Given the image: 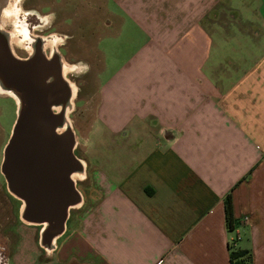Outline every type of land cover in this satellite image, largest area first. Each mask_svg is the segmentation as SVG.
I'll use <instances>...</instances> for the list:
<instances>
[{
	"label": "crops",
	"instance_id": "0c3cea01",
	"mask_svg": "<svg viewBox=\"0 0 264 264\" xmlns=\"http://www.w3.org/2000/svg\"><path fill=\"white\" fill-rule=\"evenodd\" d=\"M105 3L124 42L112 69L99 48L89 182L46 264H264V0Z\"/></svg>",
	"mask_w": 264,
	"mask_h": 264
},
{
	"label": "water",
	"instance_id": "95a60500",
	"mask_svg": "<svg viewBox=\"0 0 264 264\" xmlns=\"http://www.w3.org/2000/svg\"><path fill=\"white\" fill-rule=\"evenodd\" d=\"M0 51V58L12 68L7 74L0 72V81L17 104L0 172L8 191L21 201L20 219L40 226V245L51 249L65 229L69 210L81 202L72 175L85 172L74 154L75 136L67 121V93L71 88L57 52L49 63L41 53L19 59L3 34ZM46 66L53 71L46 74L42 71ZM47 76L53 80L46 87L43 83Z\"/></svg>",
	"mask_w": 264,
	"mask_h": 264
},
{
	"label": "rangeland",
	"instance_id": "374dc122",
	"mask_svg": "<svg viewBox=\"0 0 264 264\" xmlns=\"http://www.w3.org/2000/svg\"><path fill=\"white\" fill-rule=\"evenodd\" d=\"M105 1L25 0L23 3V0H20L16 3L21 11L20 15L18 18L13 17V21L10 20V33L16 28L22 34L20 24L25 25L24 23L31 21L34 27L31 32L41 34L44 38L50 35L49 40H56L53 48L58 51L62 63L72 66L70 73L65 76L67 78L72 76L75 97L78 96L72 100L74 104L72 103V112L67 113V121L74 132L76 141L74 154L79 159L84 155L83 139L93 120L100 79L107 76V71L104 70L101 73L105 54L102 57L99 48H105V63L108 64L109 69H112L109 66L110 55L118 45L124 42L122 40L114 41L109 36H103L109 30L111 31V29H107V23L112 20ZM28 12L35 13L37 17L26 15ZM17 19L21 20L20 24ZM224 23H226L224 18H214L211 25L212 32L216 33V30L219 32V29L225 27L228 30L234 29L230 28L232 26L227 27V24ZM227 36L223 41H228L230 38L231 42L235 43L238 40V35ZM213 37L215 43H220V36L214 34ZM19 46L28 49L25 42ZM2 96L5 98L0 96V163L4 146L16 117L12 99L7 94ZM81 162L86 168L85 162ZM74 180L77 182V189H81L82 185L89 182L88 180L83 181L82 177H76ZM20 206L21 201L8 191L5 179L0 172V243L8 248L6 254L9 255L6 256L3 264L50 263L51 259L46 257L50 256V249L41 246L39 242L40 226L23 222L19 216ZM74 210L76 209L71 208L69 213Z\"/></svg>",
	"mask_w": 264,
	"mask_h": 264
},
{
	"label": "flooded vegetation",
	"instance_id": "af4514ba",
	"mask_svg": "<svg viewBox=\"0 0 264 264\" xmlns=\"http://www.w3.org/2000/svg\"><path fill=\"white\" fill-rule=\"evenodd\" d=\"M19 1L20 0H0V34H3L7 38V41L9 42L11 50L17 58L28 59V58H31L33 55L41 53L46 58V60H44V61L46 63H49V60H51L50 58L56 52L58 53V51H56L55 49H52L46 45V42L49 40L50 35H47L44 38L43 35H41V34L31 32V29H34L31 21L24 23L25 25H21L20 24L21 20L17 19L19 24H20V27L23 29V30L21 29L23 32V34H21V37H24V42H25V44H27L28 49H23L22 47L15 46L11 43V33L9 31V29H11L10 20H8L6 22H2L3 21L2 17L6 16L7 12H9L10 10H11L10 12H13V9H14L16 12L15 17L18 18L21 11L18 9L16 3ZM24 1L25 0H23V3H24ZM20 6L22 7V5H20ZM27 14H30L32 16L37 17V15L33 12L32 13L28 12V13H26V15ZM1 55H2V52L0 51V56ZM59 59L62 62V59L60 56H59ZM71 70H72V68L69 70V72H67V74H69ZM10 71H12V68L7 66V60L0 58V72L2 74H7ZM42 71H44L46 74H49L50 72L53 71V68L46 66L42 69ZM71 77H72L71 75L68 78L65 76V79H66L68 86L70 88H71V84H72ZM52 80H53L52 76H49V77L47 76V78L44 80L43 85H45L47 87L49 84L52 83ZM15 84H16V82H15ZM3 86H4V84L0 81V90L2 91V92H0V94H2V95L7 94L9 96V98L12 99L15 109H17V104H16L14 97L12 95H10L9 92L5 91V89H3ZM67 94H70V96L68 97V100H67L68 107H67V109L65 107L64 110L66 109L67 113L69 114L72 112V103L74 104V101H72V100L75 97V95L73 98L71 97L72 89ZM74 94H75V92H74ZM2 95H0V96L4 97ZM77 96L75 98H77ZM60 110H63V108ZM15 115H16V112H15ZM75 186L77 188V182L76 181H75ZM7 251H8V248L4 244L0 243V264H3L6 256H9L6 254Z\"/></svg>",
	"mask_w": 264,
	"mask_h": 264
},
{
	"label": "trees",
	"instance_id": "16d2710c",
	"mask_svg": "<svg viewBox=\"0 0 264 264\" xmlns=\"http://www.w3.org/2000/svg\"><path fill=\"white\" fill-rule=\"evenodd\" d=\"M224 212H225V223L227 228L232 231L235 228L236 221L233 218L232 213V202L230 194H228L224 199ZM250 261V254L244 250L235 249L230 252V262L231 264H248Z\"/></svg>",
	"mask_w": 264,
	"mask_h": 264
},
{
	"label": "bare ground",
	"instance_id": "6f19581e",
	"mask_svg": "<svg viewBox=\"0 0 264 264\" xmlns=\"http://www.w3.org/2000/svg\"><path fill=\"white\" fill-rule=\"evenodd\" d=\"M11 11V10H10ZM7 12V14H6V16H4V17H2L3 18V21L2 22H6V21H8V20H11V21H13V17H15V14H16V12H15V10L13 9V12ZM15 24V23H14ZM23 30V29H22ZM20 33V31L19 30H17L16 28H14L13 30H12V32H11V43L13 44V45H15V46H19V45H21V44H23L24 43V37H21V33ZM22 32V31H21ZM19 34V36H20V38L18 37V34ZM22 34H23V32H22ZM24 36V35H23ZM54 40V41H53ZM56 44V40L55 39H52V40H48L47 42H46V45L48 46V47H50V48H52V49H54L53 47H54V45ZM72 68V66H68V65H66L65 63L63 64V67H62V73H63V75L65 76V75H67V72H69V70ZM71 89H72V95H71V97L73 98L74 97V92H75V90H74V87H73V85L71 84ZM0 92H2L1 90H0ZM83 175H80V174H78V173H75V174H73L72 175V178L73 179H75L76 177H78V178H81Z\"/></svg>",
	"mask_w": 264,
	"mask_h": 264
},
{
	"label": "built area",
	"instance_id": "2783aa9c",
	"mask_svg": "<svg viewBox=\"0 0 264 264\" xmlns=\"http://www.w3.org/2000/svg\"><path fill=\"white\" fill-rule=\"evenodd\" d=\"M232 244H234V240L232 241ZM236 248H233V250H235Z\"/></svg>",
	"mask_w": 264,
	"mask_h": 264
}]
</instances>
